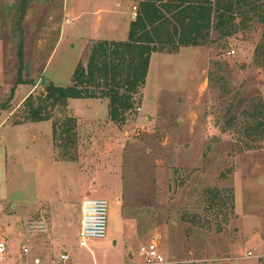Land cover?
<instances>
[{
    "label": "rangeland",
    "instance_id": "obj_1",
    "mask_svg": "<svg viewBox=\"0 0 264 264\" xmlns=\"http://www.w3.org/2000/svg\"><path fill=\"white\" fill-rule=\"evenodd\" d=\"M138 1L0 0V264L43 256L36 236L32 252H21V203L34 197L37 181L59 190L71 172L90 179L87 197L108 202L105 237L78 246L71 231L72 245L85 252L79 264L121 261L128 248L135 258L126 264H144L140 249L152 242L162 264H264V138L243 134L246 112L264 103L258 15L245 24L237 17L229 36L213 30L202 45L154 52L136 108L122 122L110 119L103 98H71L51 119H24L28 93L69 84L93 42L126 39ZM67 117L76 143L59 147L52 121ZM121 220L135 235L127 248ZM53 252L40 264H78L55 263Z\"/></svg>",
    "mask_w": 264,
    "mask_h": 264
},
{
    "label": "trees",
    "instance_id": "obj_2",
    "mask_svg": "<svg viewBox=\"0 0 264 264\" xmlns=\"http://www.w3.org/2000/svg\"><path fill=\"white\" fill-rule=\"evenodd\" d=\"M257 15L258 21L264 22V0H139L126 39L93 42L86 63H76L69 84L48 82L39 94L28 93L22 102L24 119H51L53 112L65 108L71 98H103L108 101L110 119L122 122L127 112L136 108L135 95L145 85L154 52L202 45L213 30L229 36L237 30V17L245 24ZM260 46L264 53V39ZM246 117L249 120L243 134L251 139L264 138L262 100L246 112ZM74 127L71 117L53 120L55 145H74ZM63 135L66 137L61 138Z\"/></svg>",
    "mask_w": 264,
    "mask_h": 264
},
{
    "label": "crops",
    "instance_id": "obj_3",
    "mask_svg": "<svg viewBox=\"0 0 264 264\" xmlns=\"http://www.w3.org/2000/svg\"><path fill=\"white\" fill-rule=\"evenodd\" d=\"M50 150L48 156L49 161L52 162ZM62 163H64L66 168L75 170V165L72 163H65V161ZM71 173L70 176L73 175V173ZM70 176L69 173L64 174V182L61 184L62 189L59 190L49 186L50 189L47 191L45 190L44 185L37 181L34 190V197L29 199V196H27L25 201L21 203V205H23L21 208L26 213L25 217L42 216L47 221V232L44 235H36L37 238L41 239L40 248L41 246L44 248L45 245V251L43 249L41 252L47 253L49 252L47 249H50L49 253H52V250H54V257L66 253L69 255V260L72 259L73 263L79 264V262H84L83 256L85 252L72 245L70 234L72 229L73 231L76 229L78 239L77 244L80 246L78 241L81 223V203L91 190V181L89 178L86 179L85 177L83 179L77 177L71 179ZM60 191L61 193H59ZM51 193H54V195L51 196ZM42 205H45L46 209H40ZM39 210H42L44 215L43 213L38 215L32 214V212H38ZM121 223L122 241L125 245L124 247L127 248L130 246V242H135V235L127 230V223L124 220H121ZM134 252L133 248L126 249V251L123 252L124 258L121 261H115L114 259L109 258L110 260L105 262H99L98 260H94L93 262L94 264H126L127 260H130L132 257L135 258ZM45 253H43V256L35 255L34 258L38 257L42 262L47 258ZM53 256L48 255V260L52 259Z\"/></svg>",
    "mask_w": 264,
    "mask_h": 264
},
{
    "label": "built area",
    "instance_id": "obj_4",
    "mask_svg": "<svg viewBox=\"0 0 264 264\" xmlns=\"http://www.w3.org/2000/svg\"><path fill=\"white\" fill-rule=\"evenodd\" d=\"M107 212L108 202L103 197H85L81 203V223L79 230V245L86 246V239L95 237H105L107 233ZM23 230L26 233V239L21 245V252L28 254L31 251L30 236H36L47 232V221L42 216H27L24 217ZM29 236V237H28ZM6 250V242L0 236V256H3ZM141 253L144 264H162L164 258L159 251L157 245L152 242L141 247ZM69 260V255L66 253L60 254L52 259L53 262H66ZM34 264H40L38 257L33 259Z\"/></svg>",
    "mask_w": 264,
    "mask_h": 264
}]
</instances>
